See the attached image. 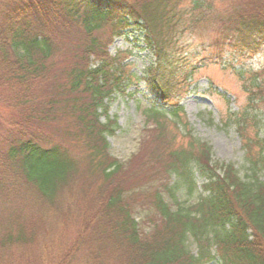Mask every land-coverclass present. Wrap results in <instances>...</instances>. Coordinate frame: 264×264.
<instances>
[{
  "label": "trees",
  "instance_id": "1",
  "mask_svg": "<svg viewBox=\"0 0 264 264\" xmlns=\"http://www.w3.org/2000/svg\"><path fill=\"white\" fill-rule=\"evenodd\" d=\"M211 10L210 0H0V264H264V64L234 69L245 100L220 121L240 140L242 177L212 160L175 98L207 63L181 35L215 23L217 54L229 44L256 55L264 0ZM130 31L154 56L143 76L152 101L123 162L106 139L116 121L100 116L130 79L129 52L108 51Z\"/></svg>",
  "mask_w": 264,
  "mask_h": 264
},
{
  "label": "rangeland",
  "instance_id": "2",
  "mask_svg": "<svg viewBox=\"0 0 264 264\" xmlns=\"http://www.w3.org/2000/svg\"><path fill=\"white\" fill-rule=\"evenodd\" d=\"M210 1V14L214 15L225 14L231 3V0ZM215 27V23L204 22L181 35L180 42L185 48H199L195 61L202 60L207 63L187 78L186 86L190 84L189 87L186 90L185 86L178 89L175 98L183 106L193 134L209 145L212 160L232 164L242 177L245 164L240 140L232 126L222 127L220 121H224L229 111L242 105L245 100L234 69H257L263 65L264 48L256 55H247L235 51L229 44H224L217 54L220 48L213 45ZM136 34L135 31L127 32L114 38L108 46L112 55L118 51L129 52L125 62L128 64L130 79H126L122 86L105 100L106 113L100 116L102 122L106 119L116 121L117 127L112 134L106 135V139L110 154L123 162L141 146V139L146 130L142 110L152 101L143 76L145 68L154 61V56ZM196 183L198 189L192 200L201 193L202 179L197 178ZM147 213L145 209L138 208L135 211L136 220L145 230L148 227L142 224V221ZM185 245L191 253L196 254L197 247L191 237L187 238ZM212 254L216 258L214 250ZM215 262L214 259L209 264Z\"/></svg>",
  "mask_w": 264,
  "mask_h": 264
}]
</instances>
